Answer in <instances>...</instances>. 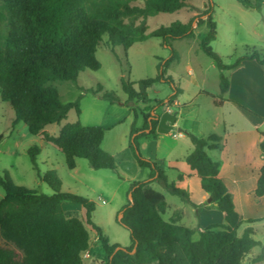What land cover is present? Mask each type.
I'll return each instance as SVG.
<instances>
[{"label": "trees", "instance_id": "obj_1", "mask_svg": "<svg viewBox=\"0 0 264 264\" xmlns=\"http://www.w3.org/2000/svg\"><path fill=\"white\" fill-rule=\"evenodd\" d=\"M240 2L247 9L264 6V0ZM133 3L134 0H1L0 25L5 23V30L2 32L0 27V99L14 110L12 128L19 123L25 124L31 135L41 137L63 153L69 169L76 168L77 159H86L95 170L117 171L114 156L102 148L107 129L85 126L77 121L64 125L58 135L46 131L47 126L65 120L73 109L78 116L81 115L82 95L75 102L62 103L59 91L50 83H76L81 72L98 71L101 63L96 53L103 36L108 37L107 45L115 55L116 46L123 47L127 54L134 44L152 38L162 39L163 44L171 49V57L160 65L157 78L136 83L121 80L122 89L128 95L124 105L132 107L134 102H154L149 99L148 90L156 83L168 84L173 94L166 102L155 101L150 111L144 112L142 128L136 127V121L131 127L130 147L138 165L150 169V178L132 183L133 201L124 209L120 220L131 232L130 247L116 251L120 246L110 244L101 228L92 221L94 203L85 197L63 193L62 181L54 170L39 174V178L52 189L50 195L16 185L5 172L0 175V187L5 192L0 200V264H86L84 254L90 250L89 231L84 221L65 211V202L85 208L86 223L96 230L108 256V261L103 264H244L252 250L260 246L252 227L246 228L242 235L238 233L243 224L258 220L243 219L219 177L220 163L208 153L221 148L218 135L205 138L186 133L194 150L185 157V162L200 179L202 191L212 198L223 216L221 223L198 225L196 229L182 224L179 213L170 220L164 219L168 204L165 196L152 188L153 182H160L171 194L188 203H191L190 195L169 182L162 160L142 156L139 141L158 135L159 121L151 111L156 107H172L182 93L168 75L170 65L179 59L172 45L174 41L197 38L200 50L212 59L220 72L221 94L230 87L226 71L239 68L247 60L264 67V54L247 52L234 64L224 63L211 47L217 37L212 6L187 23L176 21L149 32V18L191 7L192 0H145L142 7ZM195 22L196 28L204 27L199 34L195 32ZM102 91L99 85L87 92L101 95L112 104L120 102L114 93ZM214 104L221 106L222 101L215 100ZM238 106L260 118L246 107ZM134 114L137 115L135 111ZM174 114L177 116V112ZM2 139L0 137V141ZM259 146L264 152V132ZM40 151L38 146L28 150L36 169ZM263 196L264 164L254 190L255 198ZM191 204L198 212L202 209ZM196 232L200 234L198 241L193 240ZM263 261L264 252L251 260L253 264Z\"/></svg>", "mask_w": 264, "mask_h": 264}, {"label": "rangeland", "instance_id": "obj_2", "mask_svg": "<svg viewBox=\"0 0 264 264\" xmlns=\"http://www.w3.org/2000/svg\"><path fill=\"white\" fill-rule=\"evenodd\" d=\"M144 2L145 0H134L133 4L142 7ZM210 6L213 7L214 20L217 24V37L211 43V47L222 57L224 63L234 64L237 58L247 52L258 51L264 54V6L261 9H247L240 0H192L191 7L149 18V32L161 26L168 27L176 21L187 23L194 16L205 13ZM196 22L194 23L195 28ZM0 27L4 32L5 23H2ZM203 30L204 27L196 28L195 32L199 34ZM107 42L108 37L103 36V42L97 48L96 56L101 63L98 71L81 72L76 83L63 81L50 83L59 91L62 103L75 102L82 95L80 99L82 113L78 116L73 109L65 120L60 124L47 126L46 131L58 135L62 126L77 121L87 126H100L107 129L103 149L113 153L117 162V171L95 170L91 168L86 159H77L76 169H69L63 153L53 145L44 142L41 137L31 135L25 124L21 123L18 127L12 128L14 110L10 104L0 99V137H3L0 141V175L6 172L16 185L35 190L40 194L50 195L53 193L52 189L39 178V174L44 175L54 170L62 181L61 191L85 197L93 202L95 205L93 223L101 228L110 244H117L126 249L132 244L131 232L120 222L123 218L120 219V216L124 209L130 206L132 183L147 181L150 178V169L141 168L138 165L134 150L130 147L129 134L135 121L134 111L138 115L136 126L142 128L144 125L142 115L147 110L150 111L152 104L145 108L142 102H134L132 107L122 106L128 101V95L122 89L121 80L124 78L136 83L145 79L157 78L160 65L171 57V49L163 44L162 39L152 38L143 43H136L127 54L123 47L116 46L115 55L109 49ZM172 45L179 59L170 65L168 75L182 89L179 95L180 102L190 104L192 107L187 112L188 116L180 117L179 126L164 135L159 151L164 158L163 163L166 166L169 182L188 192L191 203L207 204L211 197L202 191L200 179L185 162V157L194 150L193 143L186 133L205 138L210 134L218 135L222 138L221 143L227 144V148L208 151V153L220 163L219 177L230 191L235 201L236 211L242 214L245 220L264 216V206H255L253 209L249 206L248 200L253 177L251 174H245L246 162L240 156V152L246 148L251 150L252 154L255 153L256 157L260 153L255 151L254 142L258 137L257 133L264 132V95L253 101L251 108L248 105L249 109L260 118L250 114L246 116L237 114L233 112L232 104L215 107L214 97L220 95V72L212 59L200 50L197 38L176 40ZM246 63H250L249 60ZM252 63L256 66L251 68L246 64L245 68L248 70L249 77L258 83L257 78L264 77V67L256 61ZM257 69L261 72L259 73ZM235 70L226 71L225 75L229 78L231 72ZM99 85L103 88L102 93H114L119 97L120 102L112 104L103 99L101 95L87 92L97 89ZM134 87L138 89V85ZM171 94H173L171 86L164 83H156L148 91L149 98L154 102L164 101ZM247 98L252 100L246 95ZM164 109H157L158 113ZM217 119H221L222 122L218 123ZM224 121L236 124L235 130L226 131ZM118 122L122 123L116 125ZM213 122L218 123V126L214 127ZM252 123L257 126L256 130L252 128ZM178 128L182 129L181 132L185 134V137L178 136L181 133ZM237 142H239L238 146ZM32 146H38L41 150L36 159L37 169L28 153ZM140 151L142 156L147 158L144 155L148 154L147 150L140 149ZM151 186L166 198L168 209L163 215L165 220H170L179 213L180 222L185 226L196 229L200 225L198 211L191 203L171 194L158 181L153 182ZM4 195L5 192L0 187V200ZM64 206L70 216L84 221L89 231L90 250L84 254L85 263H106L108 256L98 240L97 232L86 223L85 208L73 202H65ZM213 213L219 215L220 211L212 207L206 213L207 218L213 217ZM217 220L218 218L214 217L208 223H215ZM248 227H253L254 238L261 243L244 261V264H253L251 260L264 252V220L253 224H243L238 231L239 235H242ZM193 240H200L199 232L193 235ZM258 264H264V261Z\"/></svg>", "mask_w": 264, "mask_h": 264}, {"label": "crops", "instance_id": "obj_3", "mask_svg": "<svg viewBox=\"0 0 264 264\" xmlns=\"http://www.w3.org/2000/svg\"><path fill=\"white\" fill-rule=\"evenodd\" d=\"M196 39V38H195ZM146 42V41H145ZM143 43V42H141ZM135 45V44H134ZM130 50V49H129ZM128 50V51H129ZM247 61H245V63H242V65L240 66L241 68H238L237 70L231 72L230 74V77H229V81H230V87H229V90L225 93V94H221V91H220V95L217 96V97H214V100H218V101H222V107H225L226 105L228 104H232L233 106V112L237 113V114H241L242 116H246V114H249L247 113L245 110L241 109L238 105H241V106H244L246 107L248 110L249 107L248 105H252V102L255 101L258 97H261L262 95H264V77L263 76H259L257 79L259 80L258 83H256L255 81H253L249 75L247 74V69L245 68V65H250V67L252 68V66H256L254 65V61H249L250 63H246ZM215 65V64H214ZM213 65V66H214ZM246 65V66H247ZM215 67V66H214ZM253 68H256V67H253ZM258 68V67H257ZM258 72L260 73L261 70L260 69H257ZM175 82V81H174ZM154 86V85H153ZM151 86V87H153ZM175 86L178 87V85H176L175 83ZM150 87V88H151ZM149 88V89H150ZM180 88V87H178ZM181 89V88H180ZM182 90V89H181ZM219 90H220V86H219ZM149 91V90H148ZM180 95V94H179ZM246 95L247 96H250V98L252 100H250L249 98L246 99ZM149 96V95H148ZM150 99V98H149ZM223 99V100H221ZM167 100V99H166ZM166 100H164L166 102ZM153 101V100H152ZM152 105L154 104V102L151 103ZM213 104H214V101H213ZM149 104H143V108L147 107ZM122 106H124V103L122 104ZM215 106V104H214ZM190 107H192V105L190 104H186V103H181L180 100H179V96L178 98L175 100L174 104L172 107H167V108H170L172 109V113L173 110L175 109V112H177V122L175 124V126H179V119L180 117H186L188 116V110L190 109ZM216 107V106H215ZM251 108V106H250ZM142 109V108H140ZM154 111V110H153ZM251 111V110H250ZM253 113H255L254 111H251ZM82 113V112H81ZM151 114H152V111H151ZM256 114V113H255ZM143 116V115H142ZM252 116V115H251ZM134 119L137 123V120H138V115H135L134 114ZM218 123L222 122L221 119H217L216 120ZM121 124L122 122H118L116 125L118 124ZM218 123L216 122H213L214 124V127H217L218 126ZM224 124V128L226 131H233L235 130V126L236 124L234 123H230V122H227V121H224L223 122ZM21 123H19L17 125V127L20 125ZM84 125V124H83ZM137 125V124H136ZM87 126V125H85ZM252 128L254 130L257 129V126L254 125L252 123ZM63 127V126H62ZM61 127V128H62ZM138 128V126H136ZM215 129V128H214ZM61 130V129H60ZM178 130L182 131L181 128H178ZM107 132V131H106ZM131 132V130H130ZM189 133V132H188ZM248 134H250V132H248ZM258 137L256 138L255 142H254V149L255 151L257 152H260L259 155L256 157L254 154H252V151L249 150L248 148H246L245 150H242L240 152V156L241 158L246 162V167L244 169H246V173L245 174H251L252 175V186H251V194H249V206L250 208H254L255 206L256 207H261V206H264V196L262 198H255L254 197V190L256 188V185H257V182H258V179H259V176H260V168L261 166L264 164V152H262V150L260 149V140H261V132H258ZM130 135V134H129ZM211 135V134H210ZM105 136H106V133H105ZM179 137H185V134L183 132L179 133L178 134ZM202 137V136H201ZM208 137V136H207ZM220 137V136H219ZM221 138V137H220ZM163 139H164V135H161V134H158L157 136L155 137H149V138H143L139 141V147L141 150H147L148 154H144L145 157L151 159V160H155V159H159V160H162L163 161V157L160 155V148L162 146V143H163ZM105 140V138H104ZM221 141H222V138H221ZM220 141V144H221V148L220 149H225L227 148V144H222ZM104 143V141H103ZM238 143L237 142V146H238ZM248 147V146H247ZM102 148H103V144H102ZM219 150V149H217ZM107 151V150H106ZM213 151V150H212ZM109 153V151H108ZM111 153V152H110ZM113 154V153H111ZM160 155V156H159ZM210 155V154H209ZM257 158H258V161H257ZM261 161V162H260ZM257 162L259 164H257ZM76 167H77V160H76ZM189 167V166H188ZM76 169V168H75ZM191 170V169H190ZM192 171V170H191ZM193 172V171H192ZM195 174V172H193ZM196 175V174H195ZM220 175V174H219ZM197 176V175H196ZM228 192H230L228 190ZM233 199V198H232ZM233 202H234V205H235V201L233 199ZM68 206V205H67ZM202 207V209L198 212L199 214V218L201 220V223L200 225L202 226H207L209 224H212V223H208V221L211 219V218H218V220L215 222V223H221L223 221V216H222V213L220 212L219 215H214L213 213V217H209L207 218V212H209V210L212 208V207H216V204L214 203H210V201H208L207 204H204V205H199ZM63 207L65 208L64 204H63ZM70 208H73L75 209L74 207L72 206H68ZM236 207V205H235ZM168 209V207H167ZM67 213L68 211L65 210ZM239 213V212H238ZM69 214V213H68ZM240 214V213H239ZM70 215V214H69ZM242 215V214H241ZM206 216V218H205ZM243 217V215H242ZM260 218H249V219H254V220H264V216H259ZM171 219V218H170ZM243 219L245 220V218L243 217ZM248 219V220H249ZM247 221V220H245ZM253 228V227H252Z\"/></svg>", "mask_w": 264, "mask_h": 264}, {"label": "water", "instance_id": "obj_4", "mask_svg": "<svg viewBox=\"0 0 264 264\" xmlns=\"http://www.w3.org/2000/svg\"><path fill=\"white\" fill-rule=\"evenodd\" d=\"M165 108V107H162ZM160 109L159 107L155 108L154 111H152V116L159 121L158 126H157V133L161 135H167L169 134L172 130L175 129V124L177 122V116L174 113L169 112L168 108L164 109L161 113H158V110ZM181 132V130H180ZM130 201L132 203L133 201V196L132 193H130ZM212 202V198L209 200ZM123 217V213L120 216V219ZM119 249H123L121 247L117 248L116 251ZM125 250V249H123ZM136 249H134L135 252Z\"/></svg>", "mask_w": 264, "mask_h": 264}, {"label": "built area", "instance_id": "obj_5", "mask_svg": "<svg viewBox=\"0 0 264 264\" xmlns=\"http://www.w3.org/2000/svg\"><path fill=\"white\" fill-rule=\"evenodd\" d=\"M168 110H169V112H171V113H172V110H171L170 108H168Z\"/></svg>", "mask_w": 264, "mask_h": 264}, {"label": "flooded vegetation", "instance_id": "obj_6", "mask_svg": "<svg viewBox=\"0 0 264 264\" xmlns=\"http://www.w3.org/2000/svg\"><path fill=\"white\" fill-rule=\"evenodd\" d=\"M165 109H166V107H165Z\"/></svg>", "mask_w": 264, "mask_h": 264}]
</instances>
